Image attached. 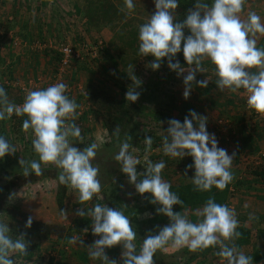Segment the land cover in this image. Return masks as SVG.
<instances>
[{"label": "rangeland", "instance_id": "rangeland-1", "mask_svg": "<svg viewBox=\"0 0 264 264\" xmlns=\"http://www.w3.org/2000/svg\"><path fill=\"white\" fill-rule=\"evenodd\" d=\"M133 2L135 9L130 15H126L120 10L124 7V0H0V86L5 89L11 102L20 105L24 102L26 91L47 88L59 82L68 85L66 95L74 98L79 105V116L75 123L81 128V135L84 141L98 145L92 163L99 168L98 179L102 185L99 198L94 197L86 204H79L76 194L64 185L66 197L63 203H59L58 178L43 177L35 182L6 190L1 196L5 203L19 207L38 221L60 226L57 233L37 232L31 227L26 228L20 218L10 216L0 208V222L9 224V235L16 239L23 233L29 244L28 255L12 257L16 264H102L100 260H92L89 256L84 259L81 256L88 255V246L99 237L85 231L72 232L70 229L78 217L75 214L77 209L85 208L86 211L95 203L120 209L129 217L137 233V252L149 232L156 234L170 222L168 217L155 221L151 212L143 207L145 202L139 199L134 185L128 182V177L120 170L121 165L115 160L119 151L118 141L110 132L105 119L107 113L117 112L110 102H106L103 91L111 90L115 94L122 91L124 86L125 91L122 92L125 97L130 87H135V90L140 92L139 88L148 86L149 88L142 89L136 102H129L125 98L122 114H119L120 119L116 121V125L121 129L120 140L123 141L126 134L132 137L129 143L136 149L133 155L141 161L137 165V171L143 172L146 166L143 143L145 136L153 138L152 152L148 158L153 163L164 161L166 170H163L167 176L176 178L181 175V169L185 165L193 164L190 156L179 159L165 155L162 146L168 121L174 118L182 123L184 120L183 102L182 105H177L178 109L167 119L159 121V115L156 113L163 92L170 91L174 96L177 85L183 84V75L187 72L178 76L168 67L167 58L162 59L158 70H153L150 64L154 57L139 55V26L154 14L155 4L154 0ZM203 2L211 4L212 0ZM194 4L195 0H179V7L175 10L176 22L183 21L185 14ZM250 10L255 11L264 22V0H247L241 17L246 19ZM85 18L87 21H84ZM188 34L185 29V35ZM262 39L264 36L259 37L257 45ZM99 41L102 42L106 53L100 52L103 49L98 53L94 52ZM65 44L79 51L80 57L72 58L69 67L61 71L60 49ZM176 60L182 67H188L186 62H183L182 51L177 54ZM208 62L209 60H205L202 63L205 71L196 74V81L208 79V86L201 88L194 82L192 87H195L198 93L192 89L191 96L197 102L200 101L199 97L206 96L208 99L204 97L203 101L211 100L213 103L215 100L216 103L213 105L208 102L205 108L201 107L200 103H194L196 106L191 104L192 107L186 106V109H192L207 117V131L215 135L218 147L226 149L229 155L235 152L233 162H242L244 169L237 180L240 185L230 192L227 205L236 212L239 226L249 228L251 236L246 245L236 247L246 255L252 256L253 264H264V181L254 172V167L259 165V161L261 165L264 164V157L258 159L259 154L264 153V115L246 107L243 89L237 93L230 92V97L225 99L218 98L221 91H216L217 77L213 73L214 66ZM129 65H134L133 74L138 80L148 72L153 73V78L136 86L130 78ZM211 88L214 89L213 95L206 92ZM223 92L220 94L223 95ZM175 97L170 98V102L174 101ZM16 118L13 115L9 120L0 121V136L16 148L14 155H6L0 159V185L22 174L18 163L20 159L39 160L31 143L34 138L32 130L29 129L27 133L22 130L23 120L27 117ZM244 136L250 139L252 149L243 144ZM70 140L74 147L81 150L89 145V142L81 145L80 141L74 138ZM41 167L43 170H59L52 164H41ZM240 177L242 181L239 180ZM12 193L16 195L10 201L9 196ZM203 206L188 208L180 213H187L189 220L197 222L199 218L196 211ZM60 210L67 212V219L60 215ZM250 214L255 218L249 220ZM72 236H78L83 245L79 242L68 244L67 240ZM218 250L204 253L192 252L187 247L177 250L167 246L166 250H158L153 259L155 264H222L221 258L215 255ZM105 252L110 260L122 264L121 246L105 249ZM52 258L54 260L50 263Z\"/></svg>", "mask_w": 264, "mask_h": 264}, {"label": "clouds", "instance_id": "clouds-1", "mask_svg": "<svg viewBox=\"0 0 264 264\" xmlns=\"http://www.w3.org/2000/svg\"><path fill=\"white\" fill-rule=\"evenodd\" d=\"M154 4V14L138 30L139 55L154 57L150 67L158 70L162 59L167 58L168 67L178 76L187 72L183 75V97L188 99L194 82L201 88L208 86L209 80L196 81V74L205 71L202 63L210 60L217 77V89L231 93L243 89L248 108L264 115V48L257 47L259 37L264 36V22L251 10L246 19L241 17L247 0H212L211 4L195 0L193 8L181 22H176L175 13L179 0H154ZM134 9L133 0H124V7L120 10L130 15ZM185 29L188 35H185ZM181 51L187 68L176 60ZM133 68L134 65H129V75L139 86L141 81L133 74ZM67 91L68 85L63 82L29 90L24 102L18 105L9 100L5 89L0 86V121L9 120L13 115L27 117L23 120L22 130L25 133L32 130L34 138L31 143L39 160L18 161L24 177L33 173L43 175L41 164L55 165L60 170L59 184L71 189L79 204H86L94 197L99 198L102 190L99 168L92 163L98 145L91 143L82 150L73 146L70 138L83 143L84 137L75 123L79 105L66 95ZM139 96L135 87H130L125 98L134 103ZM206 124L207 117L194 110L189 111L182 123L170 119L167 134L162 138L163 152L172 158L192 157L193 164L187 166L185 176L188 169L194 168V176L190 180L196 190L211 191L213 187L223 190L234 179L231 166L235 152L229 155L226 149L218 147L215 135L207 131ZM120 131L117 125L113 135L118 141L119 151L115 160L121 165V172L126 174L138 194H151L150 203L159 205L157 213L168 217L170 222L156 234L149 232L137 252V233L122 210L100 203L86 211L85 208L77 209V216L91 218L92 234L99 237L88 246L89 258L100 260L102 264H117L116 260L109 259L105 249L119 245L122 264H155V253L166 250L167 246L177 250L187 247L192 252L213 247L219 249L215 255L221 258L222 264H253V257L239 250L234 243L241 236L237 231L239 221L234 209L218 204L210 197L202 208L197 209V222L189 220L187 213L174 212L173 206H182L183 201L171 191V184L162 179L161 173L166 167L164 161L153 163L148 158L153 138L145 136L143 139L146 166L143 172H138L137 165L141 161L133 155L136 149L129 143L132 137L126 134L121 141ZM15 153V146L0 136V159ZM15 195L10 194L9 200H13ZM60 215L67 219L66 211L60 210ZM254 218L249 215V220ZM32 222V217H29L25 227L30 228ZM84 230L87 232L86 228ZM10 232L9 224L0 222V264H16L13 256L28 255L29 244L25 234L13 239ZM77 242L83 245L78 236L67 240L68 244Z\"/></svg>", "mask_w": 264, "mask_h": 264}, {"label": "trees", "instance_id": "trees-1", "mask_svg": "<svg viewBox=\"0 0 264 264\" xmlns=\"http://www.w3.org/2000/svg\"><path fill=\"white\" fill-rule=\"evenodd\" d=\"M263 45H264V39H262L258 43L257 47L263 48ZM100 52L104 53L105 51L103 49L102 51L100 50ZM183 62H185V60H183ZM208 64L213 66L210 60H209ZM143 88L146 89L149 87L144 86V87L139 88L140 89L139 93L142 92ZM123 90L125 91L124 86H123ZM99 91L101 92L102 90H99ZM122 91H119L115 94L111 90L108 91L109 93L103 91L105 98H107L106 102H110L112 104V107L117 112V114L116 113L115 114L107 113V115L105 117L106 123H108L107 125H108L111 133H113L114 128L117 126L116 121H118V119H120L119 114L120 115L122 114V112H121V109H123L122 105L126 103L125 97H123L124 92H122ZM163 93H164L163 98L161 99V102H159V108H158L157 112L155 111L159 115L157 117V119L159 121L169 118V115L173 111H176V109H178L177 104L173 100L171 102L169 100L170 98L171 99L173 98L170 91L169 92L166 91ZM118 96H122V98H118ZM189 106H191V105L187 104V107H189ZM182 110H185V111H182L183 119H184L185 116H188L189 111L192 109L187 110L185 108L184 109L182 108ZM108 111L112 112L111 109H108ZM14 117H17V116L14 115ZM17 118H19V117H17ZM242 140H243V144L245 145V147L252 149L251 141L248 137L244 136ZM185 166H184L185 169L182 168L184 170L181 169V172H180L181 175L176 176V178H171L170 176H167V173L164 172V170L161 173V175L163 176L162 179L171 184V186H172L171 191L174 192L175 194H177L179 196V198L183 201L182 206L181 205H174L173 206L174 212H183L184 210H187L188 208H194V207H197L199 205H204L210 197L214 198L215 202L218 204H226L227 205V203L229 201V197H230V192L233 189L238 188V185H240V182H238L237 180H238L239 174L244 169L241 161L240 162L235 161L232 163V166H231V171L233 173L234 179L232 180V182L230 184H228V186L225 189L220 190V189H217L216 187H213L211 189V191H198L195 189V186L192 184V182L190 180L194 176L195 170L188 169L187 175L185 176V170L187 169V165H185ZM181 167H182V165H181ZM59 171L60 170H57V169L56 170H43V175H41V176H36L33 173L32 175H30L28 177H24L23 174H20V175H17L16 177H14L8 181H5L4 183H2L0 185V208L5 210L8 215L20 218L26 224L28 218L31 216L28 215L25 211L21 210L17 206H13L11 204L5 203L3 201V197H1V196L3 195V193L6 190H11V189L15 188L16 186L24 185L26 183L35 182L37 180H40L43 177L58 178ZM254 172H255V174H257L260 177V179L262 181H264V164L263 165H261V164L256 165L254 167ZM241 177L239 178L240 181H242ZM58 188H59L58 189L59 192H58L57 198L59 200V203H63V201L66 197V188L60 184H59ZM137 196L139 197V199L141 201L145 202L143 207L146 210H149V213L151 212L150 214H151V217H153L152 219H154L155 221L156 220L161 221L164 217H166L164 215L157 213L156 209H157V207H159V205H154V204L150 203V200H151V194L150 193L144 194L143 196H141L139 194ZM32 221L33 222H32L31 228L37 232L57 233L58 229L60 228V226L57 224L41 222V221H38L34 218H32ZM85 228L87 229V232H89V234L91 235L92 234L91 218L87 217V216H85L84 218H81L78 216L75 219L74 224L72 225V227L70 229L72 232L81 233L82 231H85L84 230ZM237 231L241 233V236H240V238L236 239L237 243L235 245L237 247L238 246L240 247L242 245H246L249 241L250 236H251V231L249 230V228H247L245 226H239L237 228ZM215 249L218 250V248L209 247L208 249L204 250V253L211 252L212 250H215ZM81 256L84 259H86V257L88 258L87 254H81ZM256 257L260 258L259 256H256ZM53 260H54V258H52L50 260V263L53 262Z\"/></svg>", "mask_w": 264, "mask_h": 264}, {"label": "built area", "instance_id": "built-area-1", "mask_svg": "<svg viewBox=\"0 0 264 264\" xmlns=\"http://www.w3.org/2000/svg\"><path fill=\"white\" fill-rule=\"evenodd\" d=\"M88 48H89V47H88ZM100 49H103V46H102V42H101V41H99V42L96 44V46H95V48H94V50H95L94 52L98 53ZM60 52L62 53V64H61L62 70H61V71H63L64 68L69 67L72 58L80 57V53H79V51L75 50V49H74L71 45H69V44H65V45H63L62 48L60 49ZM152 75H153L152 72H151V74H149V72H148V73L144 74V75L140 78V81H141L142 83H146L149 79H152V78H153ZM137 89H138V88H137ZM243 98H244V100H245L246 107L248 108V106H247V97H246V94H245V93H243ZM88 142H89V141L85 140V141H83V143H81V145H82V144H86V143H88ZM89 144H90V142H89ZM259 155H260V156H258V159H259V160H260L262 157H264V153H262V152H261ZM256 162H257V161H256ZM259 164H261L260 161H259Z\"/></svg>", "mask_w": 264, "mask_h": 264}, {"label": "crops", "instance_id": "crops-1", "mask_svg": "<svg viewBox=\"0 0 264 264\" xmlns=\"http://www.w3.org/2000/svg\"><path fill=\"white\" fill-rule=\"evenodd\" d=\"M78 6V5H77ZM83 8L84 7H82V10H83ZM80 19V18H79ZM79 21V20H78ZM84 21H87V18H85V20ZM192 89H195V87H192ZM217 89V88H216ZM177 92L175 93V95H176V97H175V95L173 96V97H175V100L174 101H176L175 103L177 104V105H182V102H183V105H185L184 106V108L186 109V106H187V104H189V105H194V106H196L194 103H200V106L201 107H203V108H205V105H207V103L209 102L210 104H213V105H215L214 103H216L215 102V100H213L214 102L213 103H211V100L210 101H203V98L205 97L206 98V96H204V97H199V99H200V101H195V100H193L192 99V93L190 94V96H189V98L188 99H185L184 97H183V91H184V84H182V83H179L178 85H177ZM204 90V89H203ZM212 90H214L213 88H211V89H208V90H206V92L208 93L209 92V94L210 95H213V91ZM216 91H218V89L216 90ZM195 92L196 93H198V91L195 89ZM215 92V91H214ZM216 93V92H215ZM221 92H219L218 94V98H223V99H225V98H227V97H230V95H231V93L228 91V90H225V92H223L224 94L223 95H221L220 94ZM221 96V97H220ZM176 98L178 99V100H176ZM204 98V99H205ZM198 99V100H199ZM206 99H208V98H206ZM226 103H228V101H226ZM220 104H222V102H220ZM202 108V109H203ZM221 114V113H220ZM20 118V117H19Z\"/></svg>", "mask_w": 264, "mask_h": 264}]
</instances>
